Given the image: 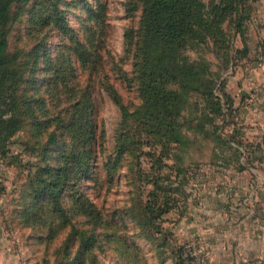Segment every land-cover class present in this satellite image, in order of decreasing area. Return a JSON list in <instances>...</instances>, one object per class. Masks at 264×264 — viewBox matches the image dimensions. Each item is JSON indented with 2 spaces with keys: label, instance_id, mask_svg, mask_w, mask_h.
Masks as SVG:
<instances>
[{
  "label": "rangeland",
  "instance_id": "374dc122",
  "mask_svg": "<svg viewBox=\"0 0 264 264\" xmlns=\"http://www.w3.org/2000/svg\"><path fill=\"white\" fill-rule=\"evenodd\" d=\"M139 15L125 0L12 4L20 125L0 143V264H180V247L185 264H264V0H246L242 33L228 15L215 40H189L184 55L202 77L185 91L184 143L143 145L114 165L121 109L107 87L131 110L141 103L123 36ZM84 87L93 107L73 114ZM89 110L98 147L80 176L83 131L72 134ZM59 169L55 203L45 187ZM156 200L176 206L158 217L147 206Z\"/></svg>",
  "mask_w": 264,
  "mask_h": 264
},
{
  "label": "trees",
  "instance_id": "16d2710c",
  "mask_svg": "<svg viewBox=\"0 0 264 264\" xmlns=\"http://www.w3.org/2000/svg\"><path fill=\"white\" fill-rule=\"evenodd\" d=\"M15 1L0 0V143L11 137L20 125L15 94L21 76L12 67L7 52L11 7ZM245 3L246 0H125L127 13L140 12L137 27H127L123 36L124 51L131 55L132 77L141 103L131 110L121 103L112 86L107 87L121 109L120 124L114 137V165L126 152L131 153L143 145H150L154 151L149 152L155 153L158 147L162 152L172 144L184 143L181 126L185 91L196 89L202 77L199 65L184 55V49L190 39L198 42L208 38L215 40L222 34L219 25L228 15L234 19V28L242 33ZM61 20L62 17L58 18L56 24L62 26ZM230 45L228 43L226 47ZM77 48H80L78 41ZM84 56H80L81 61H90L91 56ZM79 92L72 106L73 114L93 107L88 88ZM218 113H222L220 103ZM91 114V110L85 113L84 120L78 115L72 134L76 136L83 131L79 139V143L82 142L80 150L72 155L73 166L80 176L89 172L90 160L98 147H95L97 135ZM72 126L69 123L67 130ZM65 184L64 169H59L52 184L45 189L53 194L54 199V195H60L65 189ZM73 196L80 211L93 214V204L80 192L73 193ZM174 202L159 203L156 200L147 206L150 212L156 206V216L161 217L176 206ZM183 251L180 247V264H185Z\"/></svg>",
  "mask_w": 264,
  "mask_h": 264
}]
</instances>
